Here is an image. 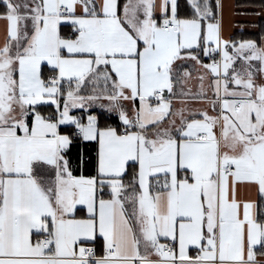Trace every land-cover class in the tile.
Masks as SVG:
<instances>
[{
    "label": "snow or ice",
    "instance_id": "snow-or-ice-1",
    "mask_svg": "<svg viewBox=\"0 0 264 264\" xmlns=\"http://www.w3.org/2000/svg\"><path fill=\"white\" fill-rule=\"evenodd\" d=\"M0 0V264H264V0Z\"/></svg>",
    "mask_w": 264,
    "mask_h": 264
},
{
    "label": "crops",
    "instance_id": "crops-1",
    "mask_svg": "<svg viewBox=\"0 0 264 264\" xmlns=\"http://www.w3.org/2000/svg\"><path fill=\"white\" fill-rule=\"evenodd\" d=\"M225 10V35H233L238 30L239 18L233 17L230 9L235 6V0H226ZM262 18L248 17L244 22L249 25V30H254L250 27L252 23H257Z\"/></svg>",
    "mask_w": 264,
    "mask_h": 264
},
{
    "label": "trees",
    "instance_id": "trees-1",
    "mask_svg": "<svg viewBox=\"0 0 264 264\" xmlns=\"http://www.w3.org/2000/svg\"><path fill=\"white\" fill-rule=\"evenodd\" d=\"M260 3V0H235V5H239V6H247L249 8H253L258 6ZM257 23H264V18L260 19ZM255 30H248L247 33H245L244 35H252L254 33ZM237 38H239V36L241 35V33L239 32V30H237L236 32H234V34Z\"/></svg>",
    "mask_w": 264,
    "mask_h": 264
}]
</instances>
